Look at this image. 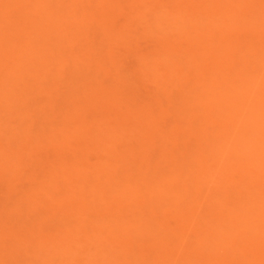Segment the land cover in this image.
<instances>
[{
	"label": "rangeland",
	"instance_id": "rangeland-1",
	"mask_svg": "<svg viewBox=\"0 0 264 264\" xmlns=\"http://www.w3.org/2000/svg\"><path fill=\"white\" fill-rule=\"evenodd\" d=\"M263 13L0 0V264H264Z\"/></svg>",
	"mask_w": 264,
	"mask_h": 264
},
{
	"label": "bare ground",
	"instance_id": "bare-ground-1",
	"mask_svg": "<svg viewBox=\"0 0 264 264\" xmlns=\"http://www.w3.org/2000/svg\"><path fill=\"white\" fill-rule=\"evenodd\" d=\"M40 1H42V0H40ZM43 1H45V0H43ZM100 1H101V0H100ZM105 1H106V0H105ZM35 2H36V1H35ZM78 2H79V1H78ZM36 4H37V2H36ZM94 4H95V3H94ZM110 5H111V4H110ZM96 7H97V6H96ZM36 8H37V7H36ZM72 10H73V9H72ZM37 11H38V9H37ZM84 12H85V11H84ZM263 14H264V13H263ZM86 15H87V14H86ZM66 16H67V15H66ZM62 17H63V16H62ZM64 18H65V17H64ZM49 19H50V18H49ZM49 19H48V20H49ZM51 19H52V18H51ZM53 19H55V18H53ZM76 19H77V18H76ZM80 19H81V18H80ZM230 20H231V19H230ZM60 23H61V22H60ZM64 23H65V22H64ZM71 24H72V23H71ZM56 25H57V24H56ZM66 25H67V24H66ZM256 25H257V24H256ZM57 26H58V25H57ZM54 27H55V26H54ZM57 28H58V27H57ZM62 28H63V27H62ZM60 30H63V29H60ZM252 30H253V29H252ZM3 31H4V30H3ZM57 32H58V31H57ZM59 32H60V31H59ZM57 36H58V35H57ZM56 38H57V37H56ZM74 39H75V38H74ZM25 41H26V40H25ZM5 42H6V41H5ZM24 45H25V44H24ZM26 45H27V43H26ZM28 45H29V44H28ZM258 45H259V44H258ZM75 47H76V45H75ZM0 48H1V47H0ZM183 48H184V47H183ZM1 49H2V48H1ZM10 49H11V48H10ZM12 51H13V50H12ZM75 51H76V50H75ZM108 51H109V50H108ZM259 51H260V50H259ZM9 52H10V50H9ZM16 53H17V52H16ZM25 54H26V53H24V55H25ZM12 55H13V53L11 54V56H12ZM15 55H16V54H15ZM1 56H2V55H1ZM3 56H4V55H3ZM243 56H244V55H243ZM16 57H17V55H16ZM21 57H22V56H21ZM245 57H246V56H245ZM2 60H3V59H2ZM4 60H5V59H4ZM24 61H25V60H24ZM255 61H257V60H255ZM2 62H3V61H2ZM5 62H6V61H5ZM8 62H9V61H8ZM49 62H50V61H49ZM234 62H235V61H234ZM252 62H253V61H252ZM261 62H262V61H261ZM28 63H29V62H28ZM55 63H56V62H55ZM26 64H27V63H26ZM262 64H263V63H262ZM262 64H261V65H262ZM2 65H3V64H2ZM6 65H7V64H6ZM16 65H17V64H16ZM229 65H230V64H229ZM12 66H13V65H12ZM14 66H15V65H14ZM6 67H7V66H6ZM16 67H17V66H16ZM56 67H57V66H56ZM14 68H15V67H14ZM59 69H60V68H59ZM4 70H5V69H4ZM11 70H12V69H11ZM17 70H18V69H17ZM197 70H198V69H197ZM8 71H9V70H8ZM8 71H7V72H8ZM20 71H21V70H20ZM251 71H252V70H251ZM10 72H12V71H10ZM220 72H221V71H220ZM8 73H9V72H8ZM13 73H14V72H13ZM261 73H262V72H261ZM91 74H92V73H91ZM251 74H252V73H251ZM262 74H263V73H262ZM5 75H6V74H5ZM6 76H7V75H6ZM91 76H92V75H91ZM8 77H9V75H8ZM239 77H240V76H239ZM251 77H253V76L251 75ZM251 77H250V78H251ZM250 78H249V79H250ZM83 79H84V78H83ZM240 80H241V79H240ZM242 80H243V79H242ZM244 80H245V79H244ZM252 80H253V79H252ZM256 80H258V79H256ZM229 81H230V80H229ZM245 81H246V80H245ZM254 81H255V80H254ZM257 82H258V81H257ZM83 83H84V82H83ZM238 85H241V84H238ZM253 85H254V84H253ZM255 85H256V84H255ZM255 85H254V86H255ZM258 85H259V84H258ZM72 86H73V85H72ZM86 88H87V87H86ZM225 88H226V87H225ZM244 88H245V87H244ZM247 88H248V87H247ZM258 88H259V87H258ZM66 89H67V88H66ZM72 89H73V88H72ZM245 89H246V88H245ZM262 89H263V87H262ZM252 90H253V89H252ZM249 91H251V90L249 89ZM241 92H242V91H241ZM263 92H264V91H263ZM263 92H261V93L263 94ZM12 93H13V92H12ZM69 93H70V92H69ZM253 93H256V92H253ZM258 93H259V91H258ZM77 94H78V93H77ZM247 94H248V93H247ZM253 95H254V94H253ZM236 96H237V95H236ZM247 96H248V95H247ZM249 96H252V95H249ZM249 96H248V97H249ZM69 97H70V96H69ZM79 97H80V96H79ZM215 97H216V96H215ZM218 97H219V96H218ZM261 97H262V96H261ZM249 98H250V97H249ZM258 98H259V97H258ZM73 100H74V99H73ZM240 100H241V99H240ZM249 100H250V99H249ZM257 101H258V100H257ZM262 101H263V99H262ZM215 102H216V101H215ZM248 102H249V101H248ZM251 102H252V100H251ZM262 104H263V103H262ZM245 105H246V103H245ZM245 105H244V106H245ZM249 105H250V103H249ZM237 106H238V105H237ZM237 106H236V107H237ZM263 106H264V105H263ZM263 106H262V107H263ZM246 107H247V106H246ZM250 107H251V106H249V109H250ZM239 108H240V107H239ZM254 108H255V107H254ZM254 108H253V109H254ZM256 109H257V106H256ZM59 110H60V109H59ZM238 110H239V109H238ZM244 110H245V109H244ZM260 111H261V109H260ZM213 112H214V111H213ZM249 112H250V111H249ZM252 112H253V111H252ZM262 112H264V110H262ZM241 114H242V113H241ZM253 114H254V113H253ZM70 115H71V114H70ZM224 116H225V115H224ZM240 116H241V115H240ZM243 116H245V115H243ZM205 117H206V116H205ZM227 117H228V116H227ZM253 117H254V116H253ZM247 118H249V117H247ZM220 119H221V118H220ZM253 119H254V118H253ZM68 121H69V120H68ZM115 121H116V120H115ZM257 121H258V120H257ZM78 122H79V121H78ZM254 122H255V121H254ZM262 122H263V121H262ZM71 123H72V122H71ZM252 124H253V123H252ZM256 124H257V123H256ZM259 124H260V122H259ZM260 125H261V124H260ZM83 126H84V125H83ZM86 126H87V125H86ZM238 126H239V125H238ZM96 127H97V126H96ZM103 128H104V127H103ZM250 128H251V127H250ZM78 129H79V128H78ZM78 129H77V130H78ZM105 129H106V128H105ZM72 130H73V129H72ZM243 130H244V129H243ZM78 131H79V130H78ZM248 131H249V130H248ZM76 132H77V131H76ZM251 132H252V131H251ZM65 133H66V132H65ZM65 133H64V134H65ZM70 133H71V132H70ZM60 134L62 135V133H60ZM248 134H249V133H248ZM248 134H247V135H248ZM262 134H263V133H262ZM242 135H243V134H242ZM64 138H65V137H64ZM60 139H61V137H60ZM62 140H63V139H62ZM262 140H263V139H262ZM56 141H57V140H56ZM65 142H66V141H65ZM258 142H259V141H258ZM243 143H244V142H243ZM246 143H247V142H246ZM254 143H255V142H254ZM261 144H262V143H261ZM262 145H263V144H262ZM70 146H71V145H70ZM204 146H205V145H204ZM71 148H72V147H71ZM261 148H262V147H261ZM61 149H62V148H61ZM257 150H258V149H257ZM58 151H59V149H58ZM63 151H64V150H63ZM61 153H62V152H61ZM262 155H263V154H262ZM259 156H260V154H259ZM251 157H252V156H251ZM262 160H263V159H262ZM228 161H229V160H228ZM251 161H252V160H251ZM75 162H76V161H75ZM55 164H56V163H55ZM68 164H69V163H68ZM74 164H75V163H74ZM257 164H258V163H257ZM69 165H70V164H69ZM244 165H245V164H244ZM260 165H261V164H260ZM71 166H72V165H71ZM54 167H55V165H54ZM69 168H70V167H69ZM249 169H250V167H249ZM63 170H64V169H63ZM72 171H73V170H72ZM195 171H196V170H195ZM62 172H63V171H62ZM67 172H68V171H67ZM67 172H66V174H67ZM69 172H70V171H69ZM78 172H80V171H78ZM207 172H208V171H207ZM254 173H255V172H254ZM83 174H84V173H83ZM224 174H225V173H224ZM70 175H71V174H70ZM209 175H210V174H209ZM239 175H240V174H239ZM50 176H51V175H50ZM64 176H66V175L64 174ZM73 176H74V175H73ZM81 176H82V175H81ZM212 176H213V175H212ZM58 177H59V176H58ZM82 177H83V176H82ZM82 177H81V178H82ZM234 177H236V176H234ZM55 178H56V177H55ZM123 178H124V177H123ZM240 179H241V178H240ZM61 180H62V179H61ZM61 180H60V181H61ZM72 181H73V180H72ZM202 181H203V180H202ZM74 182H75V181H74ZM38 183H39V182H38ZM68 183H69V182H68ZM41 184H42V183H41ZM43 184H45V183H43ZM81 184H82V183H81ZM123 184H124V183H123ZM205 185H206V184H205ZM257 185H258V184H257ZM76 186H77V185H76ZM124 186H125V185H124ZM127 186H128V185H127ZM74 187H75V186H74ZM78 187H80V185H79ZM78 187H77V188H78ZM246 187H248V185H247ZM131 188H132V187H131ZM259 188H260V187L258 186V189H259ZM41 189H42V188H41ZM72 189H73V188H72ZM141 189H142V188H141ZM75 190H77V189H75ZM35 191H36V190H35ZM39 191H40V190H39ZM166 191H167V190H166ZM252 191H253V190H252ZM263 191H264V190H263ZM47 192H48V191H47ZM124 193H125V192H124ZM249 194H250V193H249ZM258 194H259V193H258ZM261 194H263V193H261ZM100 195H101V194H100ZM130 195H131V193H130ZM130 195H129V196H130ZM152 195H153V194H152ZM257 196H258V195H257ZM257 196H256V198L259 197V200H260V199H261L260 196H258V197H257ZM217 197H218V196H217ZM29 198H30V197H29ZM49 198H50V196H49ZM125 198H126V196H125ZM185 198H186V197H185ZM219 198H220V197H219ZM262 198H263V197H262ZM51 199H52V198H51ZM54 199H55V198H54ZM55 200H57V199H55ZM125 200H126V199H125ZM176 200H177V199H176ZM120 201H121V200H120ZM252 201H253V199H252ZM252 201H251V202H252ZM259 203H260V202H259ZM172 204H173V203H172ZM50 205H51V204H49V206H50ZM49 206H48V207H49ZM66 209H67V208H66ZM66 209H64V210H66ZM229 209H230V208H229ZM232 209H233V208H232ZM256 209H257V208H256ZM253 210H254V209H253ZM67 211H68V209H67ZM218 213H219V212H218ZM241 213H242V211H241ZM243 213H244V212H243ZM257 213H259V212L257 211ZM245 215H246V214H245ZM250 216H251V215H250ZM248 218H249V217H248ZM83 219H84V218H83ZM245 219H246V218H245ZM250 221H251V220H250ZM104 222H105V221H104ZM233 223H234V221H233ZM247 223H248V221H247ZM183 224H184V223H183ZM234 225H235V224H234ZM240 225H241V224H240ZM240 225H239V227H240ZM245 225H246V224H245ZM247 225H248V224H247ZM237 227H238V226H237ZM239 227H238V228H239ZM242 227H243V226H242ZM245 227H246V226H245ZM126 229H127V228H126ZM194 229H195V227H194ZM236 229H237V228H236ZM244 229H245V228H244ZM189 230H190V229H189ZM113 231H114V230H113ZM116 233H117V232H116ZM184 233H185V232H184ZM184 233H183V234H184ZM192 233H193V232H192ZM194 234H195V233H194ZM240 234H241V233H240ZM216 235H217V234H216ZM191 236H192V235H191ZM194 236H195V235H194ZM192 238H193V237H192ZM240 239H241V238H240ZM240 241H241V240H240ZM187 242H188V241H187ZM203 242H204V241H203ZM242 242H243V241H242ZM239 244H241V243H239ZM244 244H245V242H244ZM244 246H245V245H244ZM173 247H174V246H173ZM235 247H236V245H235ZM231 248H232V247H231ZM235 249H237V248H235ZM256 252H257V251H256ZM256 252H255V253H256ZM243 254H244V253H243ZM247 255H248V254H247ZM256 255H257V254H256ZM262 255H263V254H262ZM262 255H261V256H262ZM252 257H253V255H252ZM258 257H259V256H258ZM256 258H257V257H256ZM250 259H251V258H250ZM168 260H169V259H168ZM232 260H233V259H232ZM252 260H253V259H252ZM204 261H205V260H204ZM171 263H172V262H171ZM257 264H258V263H257Z\"/></svg>",
	"mask_w": 264,
	"mask_h": 264
}]
</instances>
